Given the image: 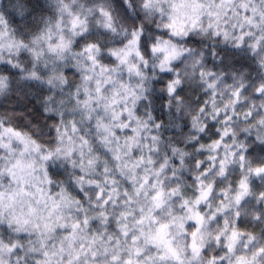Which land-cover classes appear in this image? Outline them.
Returning a JSON list of instances; mask_svg holds the SVG:
<instances>
[{
  "label": "clouds",
  "instance_id": "9594fccd",
  "mask_svg": "<svg viewBox=\"0 0 264 264\" xmlns=\"http://www.w3.org/2000/svg\"><path fill=\"white\" fill-rule=\"evenodd\" d=\"M0 264H264V0H0Z\"/></svg>",
  "mask_w": 264,
  "mask_h": 264
},
{
  "label": "snow or ice",
  "instance_id": "6c2138e0",
  "mask_svg": "<svg viewBox=\"0 0 264 264\" xmlns=\"http://www.w3.org/2000/svg\"><path fill=\"white\" fill-rule=\"evenodd\" d=\"M164 227H165L164 225H161V228L159 230V239H163V230H164Z\"/></svg>",
  "mask_w": 264,
  "mask_h": 264
}]
</instances>
